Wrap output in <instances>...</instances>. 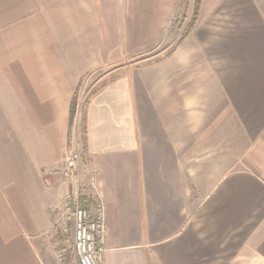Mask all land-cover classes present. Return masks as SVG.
Returning <instances> with one entry per match:
<instances>
[{
  "label": "crops",
  "instance_id": "obj_1",
  "mask_svg": "<svg viewBox=\"0 0 264 264\" xmlns=\"http://www.w3.org/2000/svg\"><path fill=\"white\" fill-rule=\"evenodd\" d=\"M192 5L0 0V264H79L48 173L74 142L102 264H264V0H200L177 42Z\"/></svg>",
  "mask_w": 264,
  "mask_h": 264
},
{
  "label": "built area",
  "instance_id": "obj_2",
  "mask_svg": "<svg viewBox=\"0 0 264 264\" xmlns=\"http://www.w3.org/2000/svg\"><path fill=\"white\" fill-rule=\"evenodd\" d=\"M82 160V149L74 142L60 165L48 172L66 187L62 201L52 209V235L63 239L70 249L60 246L55 249V256L62 260L71 250L79 264H102L105 251L104 207L92 195L81 193L78 177ZM93 184L92 181L91 186ZM71 185L74 187L70 190Z\"/></svg>",
  "mask_w": 264,
  "mask_h": 264
},
{
  "label": "trees",
  "instance_id": "obj_3",
  "mask_svg": "<svg viewBox=\"0 0 264 264\" xmlns=\"http://www.w3.org/2000/svg\"><path fill=\"white\" fill-rule=\"evenodd\" d=\"M200 0H193V5H192V13L190 19L187 21V23L184 25V27L181 29L179 38L177 42H179L182 38H184L191 30L193 23L195 19L197 18L198 14V8H199ZM181 23V22H180ZM104 76L100 84H98L96 87L93 88L91 94H94L100 87H102L107 81L112 79V76ZM76 97H77V92L74 93L70 107H69V116H68V125L71 127L72 122L74 121L75 113H76Z\"/></svg>",
  "mask_w": 264,
  "mask_h": 264
},
{
  "label": "rangeland",
  "instance_id": "obj_4",
  "mask_svg": "<svg viewBox=\"0 0 264 264\" xmlns=\"http://www.w3.org/2000/svg\"><path fill=\"white\" fill-rule=\"evenodd\" d=\"M192 13V12H191ZM185 17V16H184ZM190 17H191V15H190ZM190 17H188L186 20H185V18H180V20H179V25H181L180 26V28L182 29L183 27H184V25L187 23V21L190 19ZM181 22V23H180ZM101 72L100 71H97L95 74H93V75H90L89 77H87V78H85L86 80H85V82H84V85H85V88H87L88 90L90 89V88H88L89 86H90V84L94 81V80H96V78H97V76L100 74ZM82 105V104H81ZM82 108L80 109V116H79V120H78V124L80 123V120H81V115H82ZM77 124V125H78ZM73 127H74V121L72 122V129H73ZM73 131V130H72ZM78 131H80L81 132V125L79 124L78 125ZM59 240V242H60V244H57L56 246H55V248H54V257H55V259L56 260H58L57 258H56V256H55V249L56 248H58V247H60V246H63L64 248H67V249H70V247L69 246H67V245H65L64 244V241H63V239L61 240L60 238L58 239ZM71 255V250H68V252H67V254H65L64 255V258L62 259V260H58L59 262L60 261H64V259L65 258H67V257H69Z\"/></svg>",
  "mask_w": 264,
  "mask_h": 264
}]
</instances>
